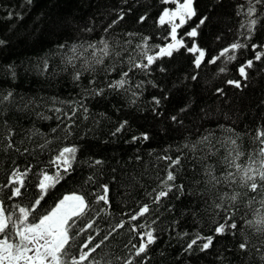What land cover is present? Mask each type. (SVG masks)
<instances>
[{
    "label": "trees",
    "instance_id": "1",
    "mask_svg": "<svg viewBox=\"0 0 264 264\" xmlns=\"http://www.w3.org/2000/svg\"><path fill=\"white\" fill-rule=\"evenodd\" d=\"M171 5L169 0H0V95L11 93L0 104V200L6 208H27L43 172L55 174L59 152L75 147L71 170L67 175L61 171L64 179L50 189L39 211L46 212L66 193L84 196L99 230L93 244L115 228L94 254L100 264L133 259V246L139 247L148 231L155 242L134 264H264V234L249 224L264 217V182L257 179L253 192L238 173L234 182L224 180L234 171L226 159L236 152L242 167L250 159L264 160L259 155L264 147V58L254 59L255 51L264 48H252L264 43V4L193 0L196 15L177 29L186 47L159 56L172 40L171 23H160ZM251 6L256 10L250 17ZM252 18L259 19L249 35ZM192 28L196 37L187 35ZM102 41L108 45L106 56ZM237 42L247 47L232 50ZM191 47L205 52L199 67L194 62L198 53L186 50ZM225 48L229 52L220 56ZM148 55L156 57L151 65L133 67L145 64ZM229 55L236 59L228 60ZM249 59L253 66L244 80L238 67ZM124 72V87H109ZM227 80H240L242 87ZM143 134L147 140L133 139ZM166 156L179 157V163L162 159ZM17 169H30L24 195L9 200L11 186L5 185ZM169 171L175 176L168 182L170 191L164 183ZM105 184L107 205L95 199ZM160 191L168 195L154 203ZM233 194H238L234 201ZM144 204L149 212L129 223ZM228 215L237 228L226 226L224 234H216ZM87 234L96 235L89 229L76 237L71 254ZM197 236H212V246L201 250L205 241L198 240L186 251ZM245 239L247 251L239 249Z\"/></svg>",
    "mask_w": 264,
    "mask_h": 264
},
{
    "label": "snow or ice",
    "instance_id": "2",
    "mask_svg": "<svg viewBox=\"0 0 264 264\" xmlns=\"http://www.w3.org/2000/svg\"><path fill=\"white\" fill-rule=\"evenodd\" d=\"M249 3L251 4L252 0H249ZM255 3L264 4V0H255ZM255 10L254 6L249 7L248 16L251 17ZM177 15H179L181 25L185 23V17L190 18L195 16L196 12L193 8V0H184V3L180 5L176 12L169 13L168 10L165 9L163 15L160 17V23L164 24L166 17L169 19V22H171V20ZM261 15L264 16V13H261ZM140 19L143 20L144 17H141ZM258 19L259 18H252L249 21V35H251ZM200 23L203 24L204 19H201ZM177 27L178 25L175 23L172 24L171 35L175 43H170L166 47L160 48L158 51L159 56H172L174 49H178L182 46L186 47L183 45L182 41L176 40ZM187 35L189 37H196V28H192ZM2 43L3 41H0V44ZM101 43L104 44L101 51L106 56L109 53L108 45L103 41ZM60 47H63V45ZM88 47L95 49L96 46L89 45ZM230 47L232 50H236L247 47V45L237 42L231 44ZM252 48H264V43H261L260 45L253 44ZM186 50L191 53H198L194 62L195 65L199 67L205 56V52L197 47L186 48ZM228 52L229 49L225 48L223 52L220 53V56H224ZM227 58L230 61L236 59L233 55H229ZM262 58H264V52L255 51L254 59L256 61H260ZM155 59V56L148 55L146 57L147 62L145 64L133 65V67L147 68L154 62ZM215 59H219V57ZM215 59H211L209 62L214 63ZM95 62L102 63V60L97 58ZM252 66L253 60L249 59L242 66L238 67V73L244 78V80H247L248 78L246 69H249ZM220 71L223 72L224 69H221ZM127 76L128 72H124L122 74V78L109 84V87H124L126 83L125 78ZM76 79H79V73H77ZM193 79H195V77H193ZM226 83L233 85L236 88L242 87L240 80H227ZM102 92L103 89L96 92V94L100 95ZM217 92L223 95V89H217ZM10 97L11 93H8L6 96L0 95V104L5 101H9ZM155 102L159 104L158 100ZM57 111H59V109H57ZM73 115H75V112H73ZM172 119L175 120L176 117H172ZM126 123V121L122 123L120 127L116 129V132L121 131L125 127ZM261 136L264 137V133H261ZM133 139L147 140L148 137L146 134H143L141 137H134ZM235 143V140L231 141L232 145H235ZM260 143L264 145V139H260ZM11 146V144L8 145V147ZM76 151L75 147H64L62 151L59 152L56 160L59 161L60 164L57 166L55 174L49 175L48 172H43L42 179H38L35 185L38 187L39 191L29 202L27 208L20 205H16L15 210L12 208H6L5 202L0 200V264H84L85 261H87L88 264H100L98 255L94 254L97 253L98 249H102L105 241L109 239L112 232L115 231V228L108 231L103 239L93 244V240H95L96 236L99 235V230L94 228L95 220L88 216V212L91 211V209L89 208V204L84 196L76 193L65 195L60 198L58 202L54 203L53 207L48 209L46 212L41 213L39 211V209L43 207V204L47 202L50 195V189L54 188L56 184L64 179V175H67V173L71 170L72 164L70 155L71 158L74 159ZM259 155L264 157V147L260 149ZM239 156L240 153L236 152L235 156H231L230 159H226L228 167L234 169V171H229L224 177V180L227 183L234 182L236 174L238 173L241 183L251 191L255 192L259 187L257 179L264 182V160L255 161L250 159L248 166L242 167L239 163H237ZM162 159L170 160L173 165L179 163V157H177L176 160H171V157L167 156ZM95 163L101 164L102 161L98 160L95 161ZM29 171L30 169H26L24 171L17 169L11 174V179L5 185L11 186L8 197L9 200L23 197L24 192H22V189L25 187L24 177L28 175ZM61 171L64 175L61 174ZM212 179L213 181L219 183L215 177H212ZM174 180L175 176L171 171H169L167 173V180L164 182L165 187L168 188L169 191L171 190V187L168 185V182ZM182 188V185L178 186V191L182 190ZM102 189L103 194L98 193L95 199L97 201H102L107 205L109 203L107 195L109 191L108 186L105 184L102 186ZM167 195L168 191H160L153 202H158L161 197H166ZM237 195L238 194H233L230 199L233 201L236 200ZM217 207H222V205H217ZM148 212L149 206L147 204L140 206L139 211L129 217V223ZM96 215H98V213ZM230 220L231 215L226 216L224 223L218 224V226L214 229L215 233L224 234L226 226L229 231L235 230L237 228V224L234 221L229 223ZM81 223H83V227H80ZM249 224L254 227L258 233L264 234V217H260L255 221H250ZM116 227H123V224L117 225ZM73 229L76 230L75 235L70 236L69 233ZM89 229L95 231L96 235L87 234L85 240L80 243L76 253L74 255L71 254L76 237L84 235ZM132 230H136L134 226ZM144 237H146V241ZM155 239L156 237L153 235L152 231L143 233L139 247L133 246L135 249L133 259L125 260L123 264H134L135 257L146 253L148 246L154 243ZM198 240L205 241L200 244L201 250L209 249L213 244L212 236H197L188 244L186 251L192 249L193 245H196ZM90 245L91 247H89ZM248 247L249 244L246 239L244 242L239 244L240 250L247 251ZM85 249H87V251H85ZM257 251H259V249H257ZM261 258L264 259V256Z\"/></svg>",
    "mask_w": 264,
    "mask_h": 264
},
{
    "label": "rangeland",
    "instance_id": "3",
    "mask_svg": "<svg viewBox=\"0 0 264 264\" xmlns=\"http://www.w3.org/2000/svg\"><path fill=\"white\" fill-rule=\"evenodd\" d=\"M170 2H172V5L169 6L168 8H166L168 10L169 13H172V12H176L177 9H179L180 5L184 3V0H169ZM165 11V10H164ZM164 13V12H163ZM163 15V14H162ZM187 17H185V20H186ZM165 21L169 22V19L166 17L165 18ZM171 25L173 23H175L176 25H178V27L180 26V20H179V15H177L176 17H174L172 20H171ZM177 27V29H178ZM176 40H179V37H178V31H176ZM180 41V40H179ZM170 43H175V41L172 39L168 44ZM168 44H166L164 47H166ZM163 47V48H164ZM50 175V174H49ZM72 193H75V192H69V193H66L65 195H71ZM78 194V193H76ZM64 195V196H65ZM80 195V194H79Z\"/></svg>",
    "mask_w": 264,
    "mask_h": 264
}]
</instances>
